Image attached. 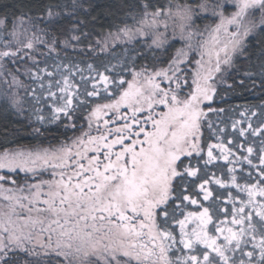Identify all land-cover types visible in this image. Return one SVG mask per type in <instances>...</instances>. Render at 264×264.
<instances>
[{
  "label": "snow or ice",
  "instance_id": "6c2138e0",
  "mask_svg": "<svg viewBox=\"0 0 264 264\" xmlns=\"http://www.w3.org/2000/svg\"><path fill=\"white\" fill-rule=\"evenodd\" d=\"M0 264H264V0H0Z\"/></svg>",
  "mask_w": 264,
  "mask_h": 264
}]
</instances>
